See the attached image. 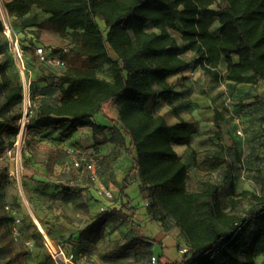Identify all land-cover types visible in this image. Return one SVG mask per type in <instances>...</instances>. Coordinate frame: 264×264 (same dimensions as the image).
<instances>
[{"label":"trees","instance_id":"obj_1","mask_svg":"<svg viewBox=\"0 0 264 264\" xmlns=\"http://www.w3.org/2000/svg\"><path fill=\"white\" fill-rule=\"evenodd\" d=\"M6 10L17 19L38 11L47 17L39 24L41 29L80 35L76 53L89 64L65 72L61 67L42 65L60 71L61 87L55 101L31 89L36 108L27 140L41 132L68 140L84 127L91 128L95 137L104 134L109 127L97 124L94 118L114 102L118 117L109 122L121 139L130 140L128 154L134 162L130 175L139 176V190L151 200L148 212L152 219L165 232L179 229L185 238L188 252L181 262L257 264L264 242V195L257 197V210L240 217L223 206L218 183L202 182L200 191L190 193L187 165L174 146L190 147L198 127L185 120L170 125L148 105L175 100L179 95L169 78L192 68L200 67L216 82H264V0H12ZM3 30L0 20V33ZM171 30L181 35L183 45ZM187 52L194 53L192 61L183 58ZM2 53L4 48H0ZM222 64L226 66L224 75L219 70ZM102 66L109 67L110 77L97 73ZM0 76L4 95L0 102L1 156L13 146L18 133L21 112L14 115V111L22 107L23 88L12 84L2 64ZM221 120L216 112L215 122L219 125ZM223 163L221 155H216L211 169ZM8 174L7 168L0 167V190ZM124 184L125 189L131 187L127 180ZM126 198L131 215L104 211L80 232L77 242L84 252L105 237L117 215L136 225V208ZM132 242L134 249L147 250L152 245L154 255L155 242L141 236ZM5 247L0 249V260L8 257Z\"/></svg>","mask_w":264,"mask_h":264},{"label":"rangeland","instance_id":"obj_2","mask_svg":"<svg viewBox=\"0 0 264 264\" xmlns=\"http://www.w3.org/2000/svg\"><path fill=\"white\" fill-rule=\"evenodd\" d=\"M1 1L6 8L7 2ZM219 2L221 0H218ZM6 17L7 20L0 12V20L6 24L3 23L4 30L0 33V48H4V53L0 54V64L3 65L7 78L13 85L22 84L27 80L34 92L44 93L48 100H57L58 97L55 96L61 87L58 76L60 71L42 66L35 50L43 47L49 52L67 48L69 53L66 54L61 72L73 67L84 69L89 67L88 61L76 53L81 41L80 35H59L51 30L41 29L39 24L47 17L38 11H35L28 21L11 17L8 12ZM31 20L35 22V26L29 24ZM101 26L104 28L103 23ZM152 30L149 28V31ZM218 30L217 24L214 32L218 33ZM171 32L183 45L181 35L174 30ZM9 36L23 52L19 62H16L10 50ZM190 53H185L183 57L186 60L191 59ZM219 70L224 75L225 64H222ZM97 73L104 78L111 76L108 66L98 68ZM192 78L194 84L191 87L184 85L183 92L210 96V81L200 67L194 70ZM262 88L264 89V82ZM218 92L223 93L221 96H228L225 97V103L230 107L234 102L232 95L227 93L223 86ZM3 97L0 92V101ZM228 99L231 101L228 102ZM260 103L264 106V100ZM20 112L22 107L15 110L14 115ZM234 115L230 114L222 119L219 125L215 122V115L211 118L207 115L202 117L201 123L199 122L202 124V132L196 134L194 145L188 148V157L184 162L189 173L187 188L190 193L200 191L202 182L218 183L223 206H229L228 212L245 217L259 208L257 197L264 195V114L260 111L254 113L245 110ZM239 126L242 128V135L237 134ZM110 141L105 134L97 143L102 145V149L95 146L84 149L72 144L68 155L66 150L62 149L56 151L49 159L47 144L37 136L31 135L21 152L20 185L11 173L15 170V162L6 151L0 156V167L7 168L9 173L0 190V249L8 246L4 250L7 251L9 259L8 263L4 264H58L35 219L46 231L49 239L65 254L70 264H151L154 256L152 245L147 250L134 249L132 242L137 236L154 242L152 235L155 237L156 234L148 228L152 226V230L159 229L157 222L146 226L148 218H152L146 205L150 204L151 200L146 194L138 195V203L135 206L132 203L130 206L137 208L136 217L133 219L136 225L117 215L108 225L105 237L90 252H84L77 242L80 232L91 225L94 218L102 212V207L105 211L131 215L130 209L125 207L126 195L131 198L135 187L130 191V188L125 189L124 181L127 180L132 186L135 175H130L129 172L125 176L129 168L123 164L118 165L123 159L134 165L128 154L127 145H130V140L121 139V142L114 146L109 144ZM216 155H221L225 164L219 170H212ZM77 157L83 161L91 157L96 160V167L100 172L99 182L92 181L89 174H80L73 167V159ZM37 160H44V163L41 164ZM118 169H121L120 172ZM105 189L111 190L113 198L108 199L104 195ZM133 199L132 202L136 198ZM6 206L18 210L21 221L18 234L12 230L14 218L7 213ZM139 224L145 226L152 235L142 232ZM167 240L164 245L155 246V254L172 262L179 259L181 261L183 256L176 243ZM257 264H264V242L258 250Z\"/></svg>","mask_w":264,"mask_h":264},{"label":"crops","instance_id":"obj_3","mask_svg":"<svg viewBox=\"0 0 264 264\" xmlns=\"http://www.w3.org/2000/svg\"><path fill=\"white\" fill-rule=\"evenodd\" d=\"M5 1L9 3L12 0H5ZM34 12L35 10H33L23 19L25 20L27 19L28 21V19L32 15H34ZM29 24H35V22L31 20ZM190 54H191V59H188L187 61H192L195 57L193 52H191ZM194 70H196V68L189 69L183 73L170 77L169 82L173 85L175 92L179 96L170 103L163 102V101H153L149 103L148 107L150 111H152L156 115L164 116L166 121L170 125L179 123L181 120L195 122L198 127V132L196 134L202 132L201 130L202 124L200 123H201L202 117H204L205 115L211 118L215 115L216 112H219L221 114L222 119H225L230 114L235 116L234 115L235 113H238L239 111L245 112V110H250V112H254V113L260 111L264 114V106H261L262 104L260 103L261 100H264V89L262 88V82L258 84H236L234 82H230L227 80L216 82L210 77H208V80L210 81V85H211L210 86V90H211L210 96H197L196 94H189V93L183 92L185 90L184 85H188L189 87H191L194 84V81L192 78L194 76ZM222 86L226 89L227 93L232 95L231 97L234 100V102L231 105L232 107L231 106L228 107L229 105L225 103V97H228V96H221L223 93L218 92V90ZM3 100H4V97H3ZM3 100H1L0 102H3ZM117 117H118L117 106L114 102H110L105 105L103 114H98L94 118V121L97 124L101 126L109 127V129L104 134H100L95 137L93 135V130L91 128L84 127V128L78 129L74 133V135L68 140H63V141L57 140L56 137L58 136V134H49L48 132H41L37 137L39 138L40 141H42L43 143H46L47 146L49 147L48 151L50 154L48 158L51 156L53 157L56 151L58 152V151H61L62 149L66 150V154L68 155L73 145H75L76 147L81 146L84 149L89 146H95L99 149H102L101 148L102 145H98L97 143L100 142V137L102 138L103 135L105 134L108 135V137L111 139L109 144L114 146L115 144H119L121 142V138L118 132L114 129L115 126L109 122V119H116ZM196 134L193 137L190 147L194 145ZM42 136H45L46 138H42ZM126 143H127V140H126ZM127 147H129V145H127ZM188 148L189 147L185 145H175L174 146V150L178 153L179 157L183 161L185 160V158L188 157ZM130 160L133 161L132 159ZM38 162L39 163L41 162V164H43L44 160L42 161L39 160ZM122 164L123 166L125 165L127 168H129V170L125 174L126 176L132 170L134 165L133 163L131 164V163L126 162L125 159L120 160L118 162L119 166H121ZM224 164L225 162L223 163V165ZM222 166H220L216 170L221 169ZM120 170L121 169H118L119 172ZM134 175H135V180L133 181L134 184L128 190L130 191L132 187H135L133 188L134 189L133 192H131L133 195L131 199L134 200L133 198H136L135 201H133V205L135 206L140 200L138 195H141V192L139 190L140 178L137 174H134ZM109 184L111 185L110 182ZM152 222L155 223V221L152 218H148L146 226L151 225ZM139 226L141 227L142 232H146L148 234L151 232H154L156 234V236L154 237V235H152L151 233L156 245L158 244L164 245L165 241H168L167 239H169V241H171L172 243L173 242L176 243L177 248L179 250L182 247H186V240L180 234V231L177 228H172L170 231L165 232L164 230L161 229L159 225H158L159 229L156 228L153 230L150 228L152 226H149L148 229L151 231L150 232L148 229L144 228L145 226H142L141 224H139ZM154 256L157 257L159 264H180V262L183 260L182 259L180 261L179 259V261L172 262L169 259L162 258L161 256H157L155 253H154ZM8 260H9L8 257L4 260H0V264H4L5 262L8 263Z\"/></svg>","mask_w":264,"mask_h":264},{"label":"built area","instance_id":"obj_4","mask_svg":"<svg viewBox=\"0 0 264 264\" xmlns=\"http://www.w3.org/2000/svg\"><path fill=\"white\" fill-rule=\"evenodd\" d=\"M5 23V22H3ZM6 25V24H4ZM8 34H10V31L7 30ZM17 46V44H16ZM17 53L19 56V60H22L23 52L17 48ZM36 56L38 58V62L41 65H49L52 67H62L65 64V57L66 54L69 53L67 48H64L63 50H51L47 51L43 47H38L35 50ZM22 112H21V117L18 122V133L15 137L14 144L11 148L6 150V154L10 156V158L15 162V170L12 171V175L15 177L17 183L20 185L21 184V174H20V161H21V152L22 148L24 147L27 138H28V131H29V126L31 123V118L33 117L35 113V108H36V103L32 100L31 96V85L25 80L22 83ZM37 98H41V96H37ZM231 99H228V102H230ZM227 102V103H228ZM237 123L239 124V120H237ZM240 125V124H239ZM237 130L238 135H242V128ZM72 151H75L72 149ZM1 160V157H0ZM73 167L78 170L80 174H89L91 177V180L94 182H99L100 179V172L98 171L96 167V160L94 158H89L87 161H83L80 158H74L73 159ZM104 195L108 198L111 199L113 198V195L110 191H107L106 189L104 190ZM149 206V203L146 204ZM5 210L9 212L13 218V232L15 234L19 233V224H20V218L18 217V212L11 206H6ZM101 211L104 212L105 208L102 207ZM44 237V236H43ZM45 239V238H44ZM46 240V239H45ZM47 242V241H46ZM52 252V251H51ZM188 249L186 247L180 248V253L183 256L182 258L185 257L187 254ZM53 254V253H52ZM54 255V254H53ZM55 258V257H54ZM151 264H159L158 259L156 257H152L151 259ZM184 264V263H180Z\"/></svg>","mask_w":264,"mask_h":264},{"label":"bare ground","instance_id":"obj_5","mask_svg":"<svg viewBox=\"0 0 264 264\" xmlns=\"http://www.w3.org/2000/svg\"><path fill=\"white\" fill-rule=\"evenodd\" d=\"M0 12H1V15L7 20L5 6L1 0H0ZM9 39H10V50L14 54L16 62H19V56L17 53L16 43L14 42V40H11V36H9ZM38 224H39V228L42 230V233H44V235L47 238L48 246H49L50 250L52 251V253L54 254L56 262L58 264H70L69 261L67 260V257L65 256V254L56 246V244H54L49 239L46 231L43 229V227L41 226V224L39 222H38Z\"/></svg>","mask_w":264,"mask_h":264},{"label":"water","instance_id":"obj_6","mask_svg":"<svg viewBox=\"0 0 264 264\" xmlns=\"http://www.w3.org/2000/svg\"><path fill=\"white\" fill-rule=\"evenodd\" d=\"M5 11H6V13H7V10H6V8H5ZM5 24V23H4ZM35 221H36V223L38 224V221H37V219H35ZM38 226H39V224H38ZM41 232H42V230H41ZM43 234V236H44V238L46 239V241H47V238H46V236L44 235V233H42ZM48 242V241H47Z\"/></svg>","mask_w":264,"mask_h":264}]
</instances>
